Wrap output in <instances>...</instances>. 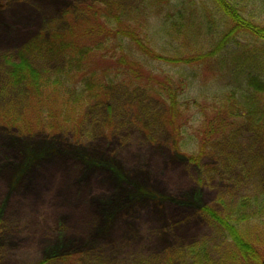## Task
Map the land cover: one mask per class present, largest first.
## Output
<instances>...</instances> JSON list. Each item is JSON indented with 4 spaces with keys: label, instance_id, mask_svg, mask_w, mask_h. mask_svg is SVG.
Segmentation results:
<instances>
[{
    "label": "rangeland",
    "instance_id": "374dc122",
    "mask_svg": "<svg viewBox=\"0 0 264 264\" xmlns=\"http://www.w3.org/2000/svg\"><path fill=\"white\" fill-rule=\"evenodd\" d=\"M86 1L0 0V116L33 117L28 91L11 87L5 64L16 61L65 10ZM148 1L151 9H162L161 20L169 15L178 20L177 12L197 27L196 20L214 15V25L204 26L212 36L220 30L209 0H161L168 1L167 8L158 0H117L125 15ZM228 1L264 25V0ZM159 37L153 35L154 47L166 49ZM174 39L171 55L175 49L180 57L191 53L180 36ZM236 42L251 40L239 36ZM236 49L231 44L222 57ZM29 60L50 76L61 63ZM180 69L186 95L199 105L182 114L186 137H195L203 120H214L215 108L221 111L213 99L218 77L208 65ZM136 87L116 84L109 105L90 110L76 138L38 130L24 134L0 124V264H192L189 251L203 245L209 264L225 261L226 236L201 210L225 216L238 199L264 190L256 130L242 124L226 133L194 165L173 150L158 105ZM185 201L190 205H182Z\"/></svg>",
    "mask_w": 264,
    "mask_h": 264
},
{
    "label": "trees",
    "instance_id": "16d2710c",
    "mask_svg": "<svg viewBox=\"0 0 264 264\" xmlns=\"http://www.w3.org/2000/svg\"><path fill=\"white\" fill-rule=\"evenodd\" d=\"M158 2L162 7L170 6L168 1ZM209 2L220 21L215 36L204 26L214 25V15L196 20L197 27L177 12L178 20H172L174 16L169 11L167 18L162 17L166 20H161L162 9H151L149 1L126 15L117 0H87L69 7L57 23L45 28L18 53L16 61L5 64L11 87L28 91L33 117L25 118V113L18 117L5 114L6 117L0 116V124L17 127L24 134L38 130L76 138L84 132L90 110L109 105L116 84L133 85L155 101L159 122L167 128L164 130L171 136L173 150L194 165H200L210 155L213 143L242 124L256 130L259 159L264 164V25L245 18L239 7L228 0ZM149 31L153 32L152 39ZM153 35L161 36L166 49L157 43L154 47ZM175 35L181 37L191 53L186 51V56L182 53L180 57L175 49L171 55L170 42ZM239 36L251 42L238 44ZM231 44L236 45V51L222 57ZM36 55L48 62L59 60L61 63L54 68L58 71L50 76L36 69L29 60L30 56L36 59ZM204 65L217 74V97L213 99L221 111L215 108V119L203 120L195 137H186L182 114L199 105L186 95L185 76L179 72L181 67ZM167 67L174 75L165 71ZM193 87L190 89L196 91ZM185 203L182 205H190ZM231 206L225 216L210 208L201 210L226 236L228 247L222 264H264V190L243 196ZM189 255L192 264H209L204 245L191 249Z\"/></svg>",
    "mask_w": 264,
    "mask_h": 264
}]
</instances>
